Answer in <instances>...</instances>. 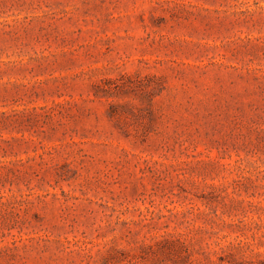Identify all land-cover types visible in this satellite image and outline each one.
Returning a JSON list of instances; mask_svg holds the SVG:
<instances>
[{"label":"rangeland","instance_id":"obj_1","mask_svg":"<svg viewBox=\"0 0 264 264\" xmlns=\"http://www.w3.org/2000/svg\"><path fill=\"white\" fill-rule=\"evenodd\" d=\"M0 264H264V0H0Z\"/></svg>","mask_w":264,"mask_h":264}]
</instances>
